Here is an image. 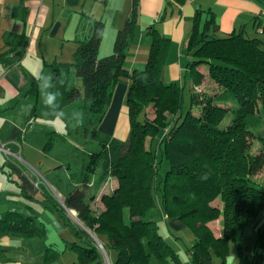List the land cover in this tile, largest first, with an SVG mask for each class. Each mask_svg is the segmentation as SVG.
I'll return each instance as SVG.
<instances>
[{"label": "trees", "instance_id": "obj_1", "mask_svg": "<svg viewBox=\"0 0 264 264\" xmlns=\"http://www.w3.org/2000/svg\"><path fill=\"white\" fill-rule=\"evenodd\" d=\"M137 5L138 0H132L131 14L118 30L110 54H99L104 22L96 19L87 38L77 44L72 61L52 65L51 90L60 95L61 108L77 100L87 104L103 143L102 149L97 151L99 158L112 168V174L118 179L114 194L109 197L114 206L106 198L109 201L107 210L95 217L90 214L84 189L80 187L71 189L63 204L75 210L87 226L98 224L95 232L104 249L115 252L113 261L108 256L110 264H152V255L160 264H166L168 259L174 264H183L157 224L144 219L146 212L155 205L157 194L163 214L179 218L194 235L193 244L186 250L191 264H212L211 252L225 263L236 233L251 225L257 229L253 252L251 256L244 254L242 244L235 242L238 260L232 264H264V183L254 180L257 171L264 166V133L255 136L249 127L250 120H255L257 105L264 117V48H261V41L242 33L212 36L208 28L213 16L203 23L198 13L194 17V29L188 40L191 59L187 66L192 69L201 62L210 64V74L224 87L221 101L238 102L229 121L222 125L226 106L212 100L207 101L198 114L191 108L182 112V87L176 83L165 84L160 78L169 40L155 29L150 32L151 45L145 67L132 71L125 68L126 48L133 33ZM71 68L78 84L68 82ZM122 79L129 80L125 98L129 134L123 141L101 135L97 130L112 100L114 87ZM35 91L36 83L29 93ZM194 99L192 89L191 104ZM150 104L156 115L154 119L148 117ZM166 111L174 114L171 121L165 120L163 113ZM63 117L67 122V115ZM162 130L164 133L157 147L162 160L166 158L170 167L158 179L159 156L146 142L148 138H156ZM251 137L261 141L259 153H250ZM194 191L199 195L203 193L196 202L190 199ZM123 193H129L130 198L123 197ZM217 195L221 205H212L210 201ZM112 209L118 212L116 219L112 216L113 220L109 219ZM125 211L129 215L127 219ZM218 218H221V233L215 236L208 223ZM8 219L0 217L2 231L28 237L42 234L31 218ZM111 222L116 223L115 227L106 230L105 224ZM74 231L85 238L83 245L74 248L79 264H92L102 258V251L83 231L78 232L75 227ZM48 258L46 253V261Z\"/></svg>", "mask_w": 264, "mask_h": 264}, {"label": "crops", "instance_id": "obj_2", "mask_svg": "<svg viewBox=\"0 0 264 264\" xmlns=\"http://www.w3.org/2000/svg\"><path fill=\"white\" fill-rule=\"evenodd\" d=\"M131 10L132 0H0V217L6 216L7 221L15 216L27 217L37 225L32 216L19 209H31L37 203L44 206L46 201L56 207V201L60 203L61 200L54 189L63 199L70 191L60 188V157L54 155L63 150L59 146L62 138L67 141L71 138L59 106L61 97L55 92L57 97L48 96L43 106L37 77L49 68L52 78L53 64L70 63L77 44L87 38L96 19L104 22L99 54H110L116 34ZM136 10L133 33L126 48L125 68L132 71L145 67L151 45L150 32L155 29L169 40L160 78L165 84L176 83L182 89V72L184 68L189 69L187 63L191 59L188 40L196 13L202 23L213 16L208 28L212 36L242 33L264 43V0H138ZM69 73L75 81L72 68ZM34 83L36 91L31 94ZM128 85L129 80L122 79L114 87L112 100L97 125L101 135L122 141L127 138L129 118L125 98ZM190 89H193V79ZM159 134L146 142L154 151L156 148L157 157L158 141L162 137ZM167 219L175 232L187 228L179 218L164 215L165 222ZM213 233L220 235L221 223ZM10 235L33 237L0 231L2 237ZM75 243L71 244L73 249L79 245ZM0 251L2 257L7 258L6 250ZM43 262L48 264L46 253Z\"/></svg>", "mask_w": 264, "mask_h": 264}, {"label": "rangeland", "instance_id": "obj_3", "mask_svg": "<svg viewBox=\"0 0 264 264\" xmlns=\"http://www.w3.org/2000/svg\"><path fill=\"white\" fill-rule=\"evenodd\" d=\"M261 48H264V43L261 44ZM209 65L210 64L206 62H201L194 65L192 69L189 68L185 70L184 68V71L182 72L184 88L181 109L184 113L187 109L191 108V111L194 114H198L201 107L207 103V101L212 100L213 103L226 106L227 111L221 123L222 125H225L231 118L233 110L238 106V102L235 100H228L226 103L221 101L224 87L212 77ZM68 77V82L74 81L70 75ZM74 77L76 79L74 83L78 84V78L75 75ZM37 79L40 103H42L43 106H46L48 96L57 97V94L51 91L50 69L47 68L43 71ZM192 79L193 91L196 99H194V102L191 104L190 87ZM59 106H61V98ZM62 109L64 115H67L68 135H70L71 138L68 141L62 138L61 144L59 145L63 149L62 152H54L56 157H60V188L63 190H71L75 187L84 189L85 201L88 202L90 214L95 217V215H98L102 210H107L106 203L109 201L106 200V198H108L110 204L112 202V205L114 206L113 200L111 201V198L109 197L114 194V190L118 185V179L112 174V168L108 166V164L103 163V160L99 158L97 151L102 149L103 143L97 135L96 121L92 116V113L87 110V104L81 100H77L70 106L62 107ZM147 109L148 117L154 119L156 115L151 104ZM163 115L167 121H171L174 117L173 113L167 111L164 112ZM253 117L255 120L253 118L250 120V129L255 136L264 133V117H262L259 105H257ZM64 130L65 127L62 125L61 131L63 132ZM162 133L163 131H160L159 135L161 136ZM250 141V153H259L262 146L261 141H259L257 137H251ZM158 151L159 163L157 176L158 179H160L166 174L170 164L166 158H163L162 160L161 150ZM154 152L156 153V148ZM254 180L264 183V166L257 171ZM205 186L207 187L208 184ZM54 192L58 194V199L61 200L60 203L56 201L58 207L51 206L49 204L50 201H46L44 206L37 203L31 209L29 207H22L19 209V211H23L25 214L32 216L37 223V226L42 227V234L33 236L32 238H25L21 235L0 236V249L6 250L4 253L7 256V258H3L1 255L2 252L0 251V264H43L45 253H47L49 257L48 264L77 263V254L71 247V244L72 242H76L77 244L83 245L82 242L85 241V238L81 234H75L74 227L78 232L83 231L85 237L89 238L92 241V244L102 251V258H98L93 264L97 261L100 264H107L110 262V259L113 261L115 259L114 250L107 249L106 252L96 234V229H99V227L97 228L98 224L95 223L93 226H87V224L79 218L75 210L67 209L64 206L63 197L60 195L61 193L57 190L55 191V189ZM202 195V192L199 195L198 192L194 191L190 193V199H192L193 202H196ZM123 197L130 198V194L123 193ZM155 200H157L155 205L146 212L144 219H151L157 224L159 232L174 248V251L178 254L179 259L183 264H191L185 251L193 244L194 235L192 231L187 227L183 229L182 232H175L171 228L169 220L167 219V222L164 220L163 210L159 203V194H157ZM210 203L212 205H221L220 196L217 195L210 201ZM110 213L111 215L109 219L113 220V217L116 219L118 216V212H115L113 209ZM128 217V212L125 211L124 218L127 219ZM106 220H108V218H106ZM219 223H221V218L209 221L208 225L214 231H218ZM115 225L116 223L114 222H111L110 224L106 223L105 229H111L115 227ZM256 235L257 229L254 225L248 226L241 232L239 231L235 235V241L230 242L229 254L225 263H223L218 255L211 252L212 264H232L237 262L238 253L236 251L235 242H240L244 254L250 255L253 252ZM175 236H177V238H175ZM99 243H101L102 248L99 246ZM47 246H49V249H45ZM150 260L152 264H160L153 255L150 257ZM166 264L174 263L171 259H168Z\"/></svg>", "mask_w": 264, "mask_h": 264}, {"label": "built area", "instance_id": "obj_4", "mask_svg": "<svg viewBox=\"0 0 264 264\" xmlns=\"http://www.w3.org/2000/svg\"><path fill=\"white\" fill-rule=\"evenodd\" d=\"M99 246L102 248V245H101V243H99ZM107 264H110V262H108Z\"/></svg>", "mask_w": 264, "mask_h": 264}]
</instances>
